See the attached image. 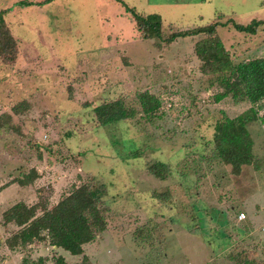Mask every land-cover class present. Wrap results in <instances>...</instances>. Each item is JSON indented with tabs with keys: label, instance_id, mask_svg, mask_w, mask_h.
<instances>
[{
	"label": "rangeland",
	"instance_id": "1",
	"mask_svg": "<svg viewBox=\"0 0 264 264\" xmlns=\"http://www.w3.org/2000/svg\"><path fill=\"white\" fill-rule=\"evenodd\" d=\"M46 1L0 0L19 46L15 63L0 61V264H235L242 249L264 260V100L216 101L221 89L198 70L196 38L146 41L121 3ZM121 1L157 15L163 34L218 23L234 62L264 58V27L248 35L224 25L263 20L264 0ZM143 92L157 111H142ZM116 100L127 119L99 125L93 110ZM250 108L255 165L235 176L214 155L213 126ZM158 162L170 171L148 170ZM82 184L101 195L106 229L79 256L46 233L23 245L4 222L19 202L39 204L40 215ZM164 190L167 199L155 198Z\"/></svg>",
	"mask_w": 264,
	"mask_h": 264
},
{
	"label": "trees",
	"instance_id": "2",
	"mask_svg": "<svg viewBox=\"0 0 264 264\" xmlns=\"http://www.w3.org/2000/svg\"><path fill=\"white\" fill-rule=\"evenodd\" d=\"M50 0H47L48 2ZM121 3L134 22L136 30L146 40L159 39L163 47H169L178 39L196 38L194 54L199 61L198 70L208 76V87L218 85L221 92L216 95L219 101L227 96L234 99H246L252 106L264 100V58H255L248 61L234 62L230 53L225 49L221 38L217 34L218 23L191 29H175L167 34L161 31V20L155 14L141 16L134 9ZM46 2H41L45 4ZM7 10L0 9V61L3 64H13L19 54L17 40L12 35L8 23L4 20ZM231 26L239 33L255 35L260 27H264L263 20H251L247 25H241L228 20L224 25ZM158 43L154 46L160 48ZM138 101L145 114H151L160 108V102L153 94L143 92L138 94ZM99 125L126 120L129 110L121 101H112L96 107L94 110ZM257 118L254 109L231 120H217L213 126V136L210 141L216 158L229 167L232 175L241 174L244 167L254 166L252 153L253 141L248 131V124ZM0 118V130L3 127ZM139 153L138 151L136 152ZM135 153V154H136ZM153 173L170 171L168 165L158 162L148 168ZM27 180L20 181L23 185ZM168 190L157 194L158 200L167 199ZM101 195L92 185L82 184L65 195L59 202L50 208H43L37 215L39 204L27 206L17 203L3 213L5 223L13 222L19 232L22 244L43 239L42 233L50 239V243L63 249L72 256L83 254V245L91 243L106 229L105 214L99 205ZM41 209V208H40ZM235 264H264V260L251 257L246 250L238 251L231 256ZM22 264H45L42 259L37 261H23ZM53 264H68L63 257L58 256Z\"/></svg>",
	"mask_w": 264,
	"mask_h": 264
},
{
	"label": "built area",
	"instance_id": "3",
	"mask_svg": "<svg viewBox=\"0 0 264 264\" xmlns=\"http://www.w3.org/2000/svg\"><path fill=\"white\" fill-rule=\"evenodd\" d=\"M243 219H245V216H244V214H240L239 216H238V220L239 221H242Z\"/></svg>",
	"mask_w": 264,
	"mask_h": 264
}]
</instances>
